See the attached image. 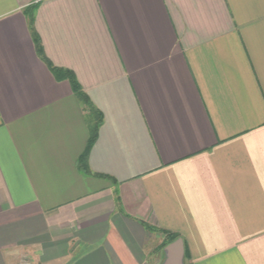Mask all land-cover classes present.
<instances>
[{
	"label": "crops",
	"instance_id": "crops-1",
	"mask_svg": "<svg viewBox=\"0 0 264 264\" xmlns=\"http://www.w3.org/2000/svg\"><path fill=\"white\" fill-rule=\"evenodd\" d=\"M30 15L102 114L87 171ZM172 234L264 264V0H0V264H163Z\"/></svg>",
	"mask_w": 264,
	"mask_h": 264
},
{
	"label": "trees",
	"instance_id": "trees-1",
	"mask_svg": "<svg viewBox=\"0 0 264 264\" xmlns=\"http://www.w3.org/2000/svg\"><path fill=\"white\" fill-rule=\"evenodd\" d=\"M32 22H33V18H32V15H30L29 16V28L31 30V35L33 38V42L35 44L37 54L39 55V57H41V59H43L47 63L48 67L50 68V70L53 73V75L55 76V78H57V79L65 78L69 81L73 93L75 94V96L79 99V101L83 105V109L85 111V120L87 122L88 129H89V138H88L86 149L78 160V165H79V168L87 171L86 157H87V154H88V151H89L91 145L93 144L94 140L96 139L98 127L102 121V114L93 105V103L91 102L89 97L86 95V93L83 92L82 88L80 87L79 83L77 82V80L75 79V77L71 71H69L67 69L55 67L47 61V59L44 56L39 38L33 30ZM175 238H176L175 235H173V234L170 235L168 237V240L166 243L172 242L173 240H175Z\"/></svg>",
	"mask_w": 264,
	"mask_h": 264
},
{
	"label": "water",
	"instance_id": "water-1",
	"mask_svg": "<svg viewBox=\"0 0 264 264\" xmlns=\"http://www.w3.org/2000/svg\"><path fill=\"white\" fill-rule=\"evenodd\" d=\"M165 260L163 264H183L181 241L175 239L167 244L164 248Z\"/></svg>",
	"mask_w": 264,
	"mask_h": 264
}]
</instances>
